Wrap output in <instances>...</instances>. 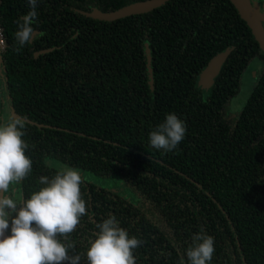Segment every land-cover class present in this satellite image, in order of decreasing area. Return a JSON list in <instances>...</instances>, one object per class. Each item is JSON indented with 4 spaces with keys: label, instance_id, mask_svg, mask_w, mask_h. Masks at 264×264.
Here are the masks:
<instances>
[{
    "label": "trees",
    "instance_id": "16d2710c",
    "mask_svg": "<svg viewBox=\"0 0 264 264\" xmlns=\"http://www.w3.org/2000/svg\"><path fill=\"white\" fill-rule=\"evenodd\" d=\"M143 1L40 0L35 35L16 51L17 21L30 8L0 0L2 87L12 112L33 123L24 121L33 170L20 192L28 198L40 176L54 175L52 160L120 178L129 197L82 178L87 214L70 234V255L115 215L144 241L137 264H178L201 228L214 237L211 264H264V50L231 0H166L112 22L91 17ZM249 71L255 84L235 111ZM169 112L187 132L174 151H157L148 133Z\"/></svg>",
    "mask_w": 264,
    "mask_h": 264
},
{
    "label": "clouds",
    "instance_id": "9594fccd",
    "mask_svg": "<svg viewBox=\"0 0 264 264\" xmlns=\"http://www.w3.org/2000/svg\"><path fill=\"white\" fill-rule=\"evenodd\" d=\"M30 11L17 21L14 34L19 51L29 44L37 22L40 0H26ZM22 119L0 121V264H137L134 250L144 241L121 227L115 215L95 225V235L86 250L76 249L70 239L82 217L87 214L81 192L82 173L63 166L51 177L40 176L38 190L25 198L21 182L33 170ZM187 124L175 112L165 114L162 122L148 133L149 145L163 152L177 149L184 140ZM214 237L202 228L191 235V243L178 264H211Z\"/></svg>",
    "mask_w": 264,
    "mask_h": 264
},
{
    "label": "water",
    "instance_id": "95a60500",
    "mask_svg": "<svg viewBox=\"0 0 264 264\" xmlns=\"http://www.w3.org/2000/svg\"><path fill=\"white\" fill-rule=\"evenodd\" d=\"M235 7L238 9L242 18L247 22L249 27L252 29V32L259 42L261 48L264 50V39L262 36V27L256 13L253 12L248 0H231ZM166 3V0H148L143 2L133 3L129 6L123 7L117 11L104 13L99 10L91 13V17L94 19L102 20V21H116L129 16L141 15L145 13H149ZM1 49V48H0ZM230 51H226L218 55L214 58L208 65L207 69L203 72L200 79V84L204 88H209L213 82L215 77L219 74L221 67L226 60ZM0 65H1V52H0ZM15 118L18 116L13 112ZM21 119V118H20ZM28 123L33 124L30 120L22 119ZM42 128V125H38Z\"/></svg>",
    "mask_w": 264,
    "mask_h": 264
},
{
    "label": "rangeland",
    "instance_id": "374dc122",
    "mask_svg": "<svg viewBox=\"0 0 264 264\" xmlns=\"http://www.w3.org/2000/svg\"><path fill=\"white\" fill-rule=\"evenodd\" d=\"M259 62L255 61L252 64L251 70L253 68H255L256 66H258ZM250 70V71H251ZM248 72L245 79H244V83H243V87L241 90V93L238 97H236L233 101V109L235 111L240 110L243 105L245 104V102L247 101L250 92L252 90L253 85L255 84V76H256V72ZM3 82H2V74H1V66H0V86L2 88V94L0 97V101H4L3 102V110L6 111L7 108V102H6V95L4 93V89L2 87ZM4 86V85H3ZM48 163L50 164L51 167H56V168H61L63 166H67V165H63L57 161H48ZM82 173V178L86 179L89 182H92L94 184H96L97 186H102L106 189H110L112 191H118L119 194L123 195V196H127L129 197L128 190L125 188V186H123V183H121L120 178L118 177H109V178H103L102 176L99 175H94L90 172H83ZM20 189V188H19Z\"/></svg>",
    "mask_w": 264,
    "mask_h": 264
},
{
    "label": "flooded vegetation",
    "instance_id": "af4514ba",
    "mask_svg": "<svg viewBox=\"0 0 264 264\" xmlns=\"http://www.w3.org/2000/svg\"><path fill=\"white\" fill-rule=\"evenodd\" d=\"M249 1V0H248ZM251 3H253V7L257 10H259V14L261 15V22L260 24L262 25V36L264 39V0H250ZM2 91H1V86H0V97H1ZM3 102L4 101H0L1 106H0V121L3 122H8L9 119H14V115L12 112V109L10 107V105L8 104V100L6 97V102H7V108L6 111L3 110Z\"/></svg>",
    "mask_w": 264,
    "mask_h": 264
},
{
    "label": "built area",
    "instance_id": "2783aa9c",
    "mask_svg": "<svg viewBox=\"0 0 264 264\" xmlns=\"http://www.w3.org/2000/svg\"><path fill=\"white\" fill-rule=\"evenodd\" d=\"M4 46H5V41L3 39V35L0 29V48H4Z\"/></svg>",
    "mask_w": 264,
    "mask_h": 264
}]
</instances>
